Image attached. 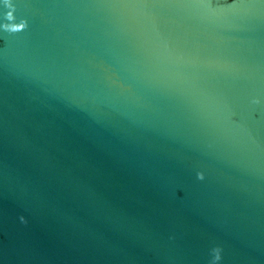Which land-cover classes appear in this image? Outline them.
I'll use <instances>...</instances> for the list:
<instances>
[{"label": "water", "instance_id": "1", "mask_svg": "<svg viewBox=\"0 0 264 264\" xmlns=\"http://www.w3.org/2000/svg\"><path fill=\"white\" fill-rule=\"evenodd\" d=\"M12 2L0 264H264V0Z\"/></svg>", "mask_w": 264, "mask_h": 264}, {"label": "clouds", "instance_id": "2", "mask_svg": "<svg viewBox=\"0 0 264 264\" xmlns=\"http://www.w3.org/2000/svg\"><path fill=\"white\" fill-rule=\"evenodd\" d=\"M4 6L9 9L6 13V20L7 23L2 25L3 29L10 33H17L25 30L27 28V21L21 20L20 22H15L16 17L14 15L15 12V5L13 4L12 0H3ZM198 178L203 179V173H198ZM20 220L22 223H27L25 217L21 216ZM222 248L215 247L212 249V260L211 264H218V262L222 259Z\"/></svg>", "mask_w": 264, "mask_h": 264}]
</instances>
